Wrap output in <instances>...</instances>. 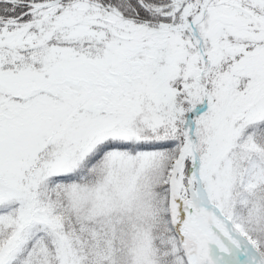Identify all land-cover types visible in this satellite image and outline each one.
I'll use <instances>...</instances> for the list:
<instances>
[{"label": "snow or ice", "instance_id": "obj_1", "mask_svg": "<svg viewBox=\"0 0 264 264\" xmlns=\"http://www.w3.org/2000/svg\"><path fill=\"white\" fill-rule=\"evenodd\" d=\"M0 264H264V0H0Z\"/></svg>", "mask_w": 264, "mask_h": 264}]
</instances>
